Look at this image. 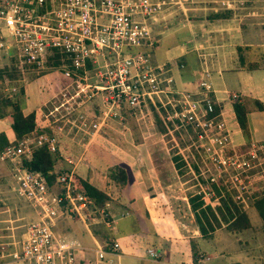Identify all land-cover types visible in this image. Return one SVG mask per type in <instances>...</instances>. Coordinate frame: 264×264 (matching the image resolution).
<instances>
[{
	"label": "built area",
	"instance_id": "2783aa9c",
	"mask_svg": "<svg viewBox=\"0 0 264 264\" xmlns=\"http://www.w3.org/2000/svg\"><path fill=\"white\" fill-rule=\"evenodd\" d=\"M161 3L162 0H0V49L6 55L12 52L10 57L19 72L25 67L43 68L48 55L62 53V74L72 76L74 85L47 115L54 116L62 110L69 113L70 103L79 106L100 93L107 110L145 104L160 111L157 106L161 105L167 118L195 128L198 139H210L211 134L215 142L226 141L220 110L214 111L210 82L200 76L196 81L198 90H178L171 75L164 72V65L153 63L141 48L145 40L150 42V25ZM89 75L92 82L75 81L76 77L85 79ZM77 117L80 126L86 125L84 116ZM75 118L70 120L75 122ZM42 144L50 152L55 151L56 136L39 131L0 150V161L9 164L10 190L31 215L10 216L12 207L0 206V264H91L84 254L89 248L73 236L56 232L54 225L62 216L75 217L84 224L98 220L108 223L105 208L75 187L71 169L64 168L49 179L43 172L22 165V157L33 146ZM117 247V242H112L110 249ZM92 250L96 258L102 259V246L97 244ZM147 251L155 254L152 248Z\"/></svg>",
	"mask_w": 264,
	"mask_h": 264
},
{
	"label": "rangeland",
	"instance_id": "374dc122",
	"mask_svg": "<svg viewBox=\"0 0 264 264\" xmlns=\"http://www.w3.org/2000/svg\"><path fill=\"white\" fill-rule=\"evenodd\" d=\"M160 7V10L164 11L161 16L164 20L168 17L180 18L185 14L189 15L188 11L190 19H197L200 13L204 15L213 9L222 11L226 9L225 7H229L232 22H237L238 25L264 21V0H162ZM173 8L171 14H166ZM181 8L186 13H183ZM207 28L206 37L218 39L215 36L216 31H219L218 27L215 24H208ZM239 29L243 31L242 26ZM258 31L264 33L262 29ZM263 38V34L258 33L254 40L259 41ZM8 54H4L0 49V105L5 98L18 100L21 103L28 102L38 106L42 115L43 110L53 106L59 96L68 95L70 82L58 87L63 78L62 63L56 65L46 63L43 68L25 67L23 72H17L10 62L12 52ZM4 65H7V69L3 68ZM95 99L97 98L82 102V105L88 103L90 105L85 111L70 103L72 110L69 113L61 111L58 115L71 117L74 111L78 112L77 109L83 113L87 110L92 111ZM106 106L101 101V109H97V112L93 113L95 115L89 119L95 124L100 121L101 126L98 128V135H95L88 148L102 154L105 158H99L104 162L121 161L132 168L139 165L137 175L140 181L143 177L149 183L152 182V185L149 184L148 189L146 188L145 201L149 205L153 220L156 222L155 218L161 221L160 217H168V220H163L166 228L175 224L188 238L190 235L199 234L187 198L189 194H200L199 198L205 203L215 205L218 199L214 197L216 193L211 185L213 182L219 189L220 195L229 192L231 198L241 204L249 216L250 225L238 230L239 232L222 227L208 235L196 237L195 249L209 255L207 259H199L197 264H231L236 261L241 264H264V225L251 204L253 194L264 188V146L248 139V134L253 135L248 125V134L241 131L244 136L243 142L236 144L235 140H229L227 136L226 141L224 139L218 143L211 134L210 139L204 136L198 139L195 128L185 123L178 124L177 120L167 118L166 110L161 105L157 106L160 110L159 114L152 105L144 104L133 109L124 108L122 113L119 112V108L111 107L107 110ZM166 109H169L168 104ZM153 112L160 115L158 116L160 124L154 119ZM252 115L251 113L248 118L251 124V119L255 118V115ZM49 117L53 118V115ZM76 123H65L67 126L64 125L61 132L63 137L61 141L67 146L65 148L69 151L67 153L69 155L78 154L82 148L81 138H75V133L76 130L83 129H72L73 126H77ZM261 132L264 133V130L261 129ZM82 166L84 167V164ZM105 166H94L95 170L91 174L93 173L97 181L103 183L105 189L112 195L119 191L121 185L104 176ZM54 168L56 171L62 170L63 163L57 161ZM128 176H131L130 173ZM9 181V164L0 162V206L12 207L10 216L27 218V208L10 190ZM62 218L67 223V227L63 231L60 230L62 233L73 237H75L74 233L80 234L79 239L84 243H90V237L80 220L66 216ZM90 223L88 224L92 226ZM56 228L58 224L54 230H57ZM97 228L99 231L106 230L108 235L116 232L113 225L106 229L104 226Z\"/></svg>",
	"mask_w": 264,
	"mask_h": 264
},
{
	"label": "crops",
	"instance_id": "0c3cea01",
	"mask_svg": "<svg viewBox=\"0 0 264 264\" xmlns=\"http://www.w3.org/2000/svg\"><path fill=\"white\" fill-rule=\"evenodd\" d=\"M225 8L222 11L213 9L216 13H222V16H211L214 12L209 11L207 14L204 13V15L200 13L197 19H190V12L188 11L189 15L185 14V16L180 18L168 17L166 20L161 17L164 14L163 9L159 10L156 13V19L150 25V42L145 40L141 48L149 53L153 63L164 65V72L171 75L175 88L178 90H198L196 81L200 76L205 77L210 82L212 88L210 94L213 96L214 104L220 110V117L224 122L227 136L229 140H235L236 144L243 142L244 136L235 120L231 103L234 99L242 101L246 110L247 125L249 131L251 130L253 134L250 136L247 128L248 139L254 141L257 145L264 146V133L261 132V129L264 130V38L259 41L254 40L255 35L258 33L263 34L264 37L263 31H258L259 29L264 30V21L238 25L237 22H232L229 7ZM181 10L186 13L183 8ZM173 11L174 8L168 10L166 14H171ZM208 24H215L218 27L219 31L215 33L218 39H208L206 37ZM240 26H242L243 31L240 30L241 28L239 29ZM247 62L255 63L256 66L248 68ZM204 71H207L208 74L204 75ZM62 76L63 78L58 87L69 84V82L71 87L74 85L72 76L66 77L63 74ZM75 81L81 83L92 82L93 77L90 75L85 79L76 77ZM232 94H235V96L232 97ZM94 98L97 99H95L92 111L87 110L86 113L84 112L85 114L81 111H85L90 107L89 103V106L86 104L77 106L81 110L77 109L78 112L74 111V117L82 113L81 115H84L87 121L86 125L80 126L79 120L76 119L77 126L72 127L74 130L76 128L84 130H82L83 132L76 130L75 138H81L82 148L75 155L67 154L69 153L65 148L67 146L61 141L63 138L61 135L62 128L64 125L67 126L65 124L67 122L73 123L70 120L73 116L55 114L51 118L49 116L52 115L46 114L49 110L48 108L52 107L50 106L43 110L44 113L42 112L43 117H48L45 119L41 117L38 106L28 102L21 103L23 113L34 110L40 127L46 126L49 130L45 132L56 136V150L52 152L54 157L53 170L56 171L54 168L55 163L61 161L64 168L71 169L73 173L86 179L108 195V199L101 204L105 208L106 217L109 220L107 221L108 223L98 220L93 221V224L89 222L92 224L91 226L80 221L90 237V243H84L78 237L80 234L76 235L74 233V238L89 248L84 252L87 261L91 264H197L199 259L209 258L208 254L201 253L195 249L193 259L190 248L191 243L196 248L194 242L196 237L208 235L215 229L226 228L225 226L222 225L215 228L205 235H202L196 226L199 234L190 235L188 238L183 235L175 224L166 228L163 220H168V217L162 218L156 211L155 214L161 218V221L155 218V222L151 211H149V205L145 201L146 188L149 187V184L152 185V182L149 183L143 177L140 181L137 175L139 165L136 168H132L121 161L107 163L100 159L105 158L102 154L88 148V145L98 135V128L101 126L100 121L97 124L89 121L92 115H95L93 113H96L97 109H101L100 93H95L85 100L87 102ZM59 100L60 96L55 104ZM256 101L261 104V108L257 106ZM116 108H119V112L122 113L125 107ZM156 112L159 114V111ZM157 113L156 115L160 116ZM251 113L253 114L252 116L255 115V118L252 117L253 119H251L252 124L248 119ZM119 119L121 118L119 117ZM10 121L11 117L9 114L0 117V132L5 134L9 143L16 141L10 127ZM78 133L81 134L77 135ZM32 135L34 134H28L23 137H31ZM140 158L142 159L143 156L141 155ZM106 163L108 165H121L127 175L126 181L121 185L119 191L112 195L105 189L104 184H100L95 175L91 174L95 170L94 166H108ZM83 164L84 167L82 166ZM106 166L104 168V176L107 177ZM129 173L131 176H128ZM145 184H148V186ZM28 216H31L29 212ZM62 217L57 219L54 225L56 227L58 224V228L55 230L58 233H62L60 230L63 231L67 227V223ZM112 225L115 226L116 232L111 235H108L106 230L102 231L100 229L99 231L97 228L104 226L106 229ZM231 231L236 232V230ZM112 242H117L118 247L116 249H110ZM97 244L105 250L102 259L94 256L92 248ZM148 248L154 249L155 254L150 255L147 251ZM235 263L241 264L237 261L231 264Z\"/></svg>",
	"mask_w": 264,
	"mask_h": 264
},
{
	"label": "trees",
	"instance_id": "16d2710c",
	"mask_svg": "<svg viewBox=\"0 0 264 264\" xmlns=\"http://www.w3.org/2000/svg\"><path fill=\"white\" fill-rule=\"evenodd\" d=\"M211 16H222V13H212ZM61 55L62 53L55 51L53 56L48 55L46 57V63L51 65L62 63V57H60ZM10 60L14 69L19 72V70L14 65L12 56L10 57ZM246 65L248 68L256 66L255 63L251 62H247ZM3 68L7 69V65H4ZM256 102L257 106L261 108V104L258 101ZM231 104L235 120L239 128L241 131L246 133V110L242 101L234 99ZM214 111H218V106L216 104H214ZM5 114H9L11 117L10 127L13 131L15 140L20 139L28 134H36L40 130H49L46 126L40 127L34 110L23 113L22 104L18 100H13L10 98L3 99L0 105V117L4 116ZM154 114L156 122L160 124L158 116L156 113ZM8 143L9 140L5 134L0 132V150L3 149ZM21 161L22 165L26 168L39 170L46 174L47 178L49 179L54 178L56 174V171L53 170V154L48 150L45 144L33 146L31 150L22 157ZM105 172L107 177L117 184L122 185L126 181L127 175L125 169L119 164L108 165L105 169ZM72 176L75 187L88 194L94 200L96 205H101L106 199H108V195L103 190L95 187L86 179L80 177L76 173H73ZM211 185L216 193L214 197L218 199V202L215 205L205 203L202 198H199L200 194H189L187 198L189 208L193 211L194 222L198 231L202 235H205L222 225L227 227L229 230L236 231L249 227L250 221L248 215L241 207V204L236 203V201L231 198L229 192H224V195H220L217 186L213 182H211ZM211 197H213V195H211ZM251 204L264 225V188L261 191H257L253 194ZM190 248L192 258L194 259L195 248L192 243Z\"/></svg>",
	"mask_w": 264,
	"mask_h": 264
}]
</instances>
